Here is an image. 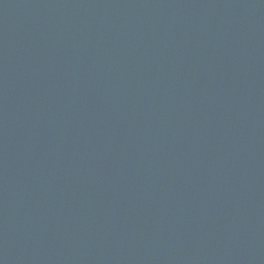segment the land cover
<instances>
[{
  "label": "water",
  "instance_id": "obj_1",
  "mask_svg": "<svg viewBox=\"0 0 264 264\" xmlns=\"http://www.w3.org/2000/svg\"><path fill=\"white\" fill-rule=\"evenodd\" d=\"M0 264H264V0H0Z\"/></svg>",
  "mask_w": 264,
  "mask_h": 264
}]
</instances>
